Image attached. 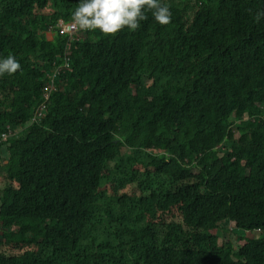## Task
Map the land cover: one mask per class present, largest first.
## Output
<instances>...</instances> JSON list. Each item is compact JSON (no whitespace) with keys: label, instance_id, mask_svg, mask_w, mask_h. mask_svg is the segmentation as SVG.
Listing matches in <instances>:
<instances>
[{"label":"trees","instance_id":"1","mask_svg":"<svg viewBox=\"0 0 264 264\" xmlns=\"http://www.w3.org/2000/svg\"><path fill=\"white\" fill-rule=\"evenodd\" d=\"M161 3L71 36L78 0H0V264H264V0Z\"/></svg>","mask_w":264,"mask_h":264},{"label":"clouds","instance_id":"2","mask_svg":"<svg viewBox=\"0 0 264 264\" xmlns=\"http://www.w3.org/2000/svg\"><path fill=\"white\" fill-rule=\"evenodd\" d=\"M149 11L157 23L163 25L169 22V8L161 0H78L71 17L80 31L98 29L103 34H115L124 28L129 31L137 29L139 23L147 19L146 13ZM19 67V61L13 55L0 57V75L12 74ZM15 131L18 132L15 138L24 133L21 129ZM0 157L3 161L0 166H5V150Z\"/></svg>","mask_w":264,"mask_h":264},{"label":"built area","instance_id":"3","mask_svg":"<svg viewBox=\"0 0 264 264\" xmlns=\"http://www.w3.org/2000/svg\"><path fill=\"white\" fill-rule=\"evenodd\" d=\"M61 27H62V29L64 31H67L71 36H72V33L75 34L77 32V29H78V27L76 25H70L68 27H63L62 24H61ZM50 88H52V87H50ZM46 90H47V92H49V89L48 88ZM48 96H49L48 94H46L44 96L45 103L48 100ZM45 103L40 107L41 109L37 113V115L34 117L33 122L40 121L41 116H42V113L44 111V105H45ZM17 135H18V132L15 131V130H13V129H7V131L5 133H3V134L0 135V154H2V151H3V148H4L5 144L8 143L11 139L17 137ZM1 164H3V161H2V159L0 157V165ZM248 234H250V233L248 232Z\"/></svg>","mask_w":264,"mask_h":264},{"label":"rangeland","instance_id":"4","mask_svg":"<svg viewBox=\"0 0 264 264\" xmlns=\"http://www.w3.org/2000/svg\"><path fill=\"white\" fill-rule=\"evenodd\" d=\"M49 36H50V40H52V39L54 38V36H51V35H49ZM6 155H7V158L9 159V158H10V154H9V153H8V154L6 153ZM227 234H229V233H225V234H224V237H225L226 239H227V237H228L230 240L233 239L231 235L228 236ZM249 237H250V238H254V237H257V235H252V236L250 235Z\"/></svg>","mask_w":264,"mask_h":264},{"label":"bare ground","instance_id":"5","mask_svg":"<svg viewBox=\"0 0 264 264\" xmlns=\"http://www.w3.org/2000/svg\"><path fill=\"white\" fill-rule=\"evenodd\" d=\"M62 24V23H61ZM63 24H64V22H63ZM64 35V34H63ZM65 36H67V35H65Z\"/></svg>","mask_w":264,"mask_h":264},{"label":"crops","instance_id":"6","mask_svg":"<svg viewBox=\"0 0 264 264\" xmlns=\"http://www.w3.org/2000/svg\"><path fill=\"white\" fill-rule=\"evenodd\" d=\"M50 38V36L48 37V39Z\"/></svg>","mask_w":264,"mask_h":264}]
</instances>
